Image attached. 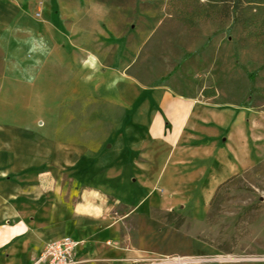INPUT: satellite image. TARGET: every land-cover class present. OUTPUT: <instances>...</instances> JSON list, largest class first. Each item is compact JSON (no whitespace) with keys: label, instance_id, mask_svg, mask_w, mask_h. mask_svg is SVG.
Segmentation results:
<instances>
[{"label":"crops","instance_id":"obj_1","mask_svg":"<svg viewBox=\"0 0 264 264\" xmlns=\"http://www.w3.org/2000/svg\"><path fill=\"white\" fill-rule=\"evenodd\" d=\"M20 2L0 0V264H32L45 243L63 236L84 242L78 264L151 261L143 250L120 244V224L105 223L108 195L95 182L100 143L50 134L43 120V86L49 79L70 86L71 109L80 95L95 99V55L89 51L81 64L86 54L49 14L37 20ZM207 89L105 86L107 103H117L111 97L117 91L125 110L135 101L138 108L150 107L144 137L133 147L126 144L118 159L133 173L152 177L139 182L143 197L131 202L119 221L135 212L151 217L152 210L203 221L217 187L251 166L250 109L221 101ZM65 171L71 182L64 181ZM111 174V167L104 169L102 184ZM198 206L199 217L193 213ZM192 244L199 253L213 251L201 241Z\"/></svg>","mask_w":264,"mask_h":264},{"label":"rangeland","instance_id":"obj_2","mask_svg":"<svg viewBox=\"0 0 264 264\" xmlns=\"http://www.w3.org/2000/svg\"><path fill=\"white\" fill-rule=\"evenodd\" d=\"M19 1L37 20L49 14L86 54L81 64L87 63L89 51L96 57L95 99L80 95L72 110L70 86L64 78L49 79L43 86V120L50 134L65 138L72 134L82 144L100 143L95 182L108 195L105 223L121 225L116 229L120 244L153 257L141 264H264V40L243 29L234 14L199 21V14H194L199 12V0ZM160 83L191 91L204 86L218 92L219 100L250 109L246 132L251 166L212 195L203 221L183 217L178 228L158 220L165 212L154 210L151 217L135 212L119 221L131 202L143 197L139 182L152 177L133 173L126 168L127 161L118 159L126 144L133 147L134 140L144 137L150 107L138 108L135 101L125 110L117 91L111 96L117 103H107L105 86L135 89ZM80 87L86 92L87 81L81 79ZM86 162L81 159L83 166ZM107 167L112 168L111 181L102 184ZM70 177L65 171L64 181L71 182ZM199 210V206L194 210L195 216ZM194 241L213 251L199 253ZM175 257L192 261L167 263Z\"/></svg>","mask_w":264,"mask_h":264},{"label":"trees","instance_id":"obj_3","mask_svg":"<svg viewBox=\"0 0 264 264\" xmlns=\"http://www.w3.org/2000/svg\"><path fill=\"white\" fill-rule=\"evenodd\" d=\"M194 14H199V21L234 14L235 21L243 29L250 32L256 39L264 40V0H199V12H194ZM204 93H206V90ZM232 178L222 182L215 192L218 193ZM156 218L166 224H173L176 228L184 221L183 217L174 212H165Z\"/></svg>","mask_w":264,"mask_h":264},{"label":"built area","instance_id":"obj_4","mask_svg":"<svg viewBox=\"0 0 264 264\" xmlns=\"http://www.w3.org/2000/svg\"><path fill=\"white\" fill-rule=\"evenodd\" d=\"M39 16V13H36ZM83 241L71 236H63L45 243L35 257L32 264H78V249L83 246ZM186 258V257H185ZM184 258V259H185ZM199 262H208L207 258L194 259ZM192 258L178 260L172 263H187ZM154 264V263H153Z\"/></svg>","mask_w":264,"mask_h":264},{"label":"bare ground","instance_id":"obj_5","mask_svg":"<svg viewBox=\"0 0 264 264\" xmlns=\"http://www.w3.org/2000/svg\"><path fill=\"white\" fill-rule=\"evenodd\" d=\"M195 250V249H194ZM185 257H175V258H172V259H169L168 261H167V263H169V262H175V261H178V260H185V259H187V258H185ZM165 261V260H164ZM155 264H161V263H159V262H157V263H155Z\"/></svg>","mask_w":264,"mask_h":264}]
</instances>
